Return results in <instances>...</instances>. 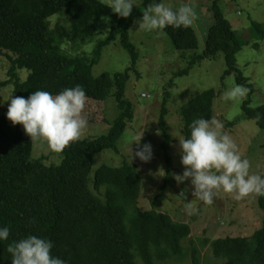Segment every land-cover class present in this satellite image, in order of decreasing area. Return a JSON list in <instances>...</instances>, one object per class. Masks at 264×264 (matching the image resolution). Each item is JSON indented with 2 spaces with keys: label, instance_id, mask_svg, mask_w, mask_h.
I'll list each match as a JSON object with an SVG mask.
<instances>
[{
  "label": "trees",
  "instance_id": "obj_1",
  "mask_svg": "<svg viewBox=\"0 0 264 264\" xmlns=\"http://www.w3.org/2000/svg\"><path fill=\"white\" fill-rule=\"evenodd\" d=\"M157 2L161 0H142L140 6L133 4L128 18L117 15L107 36L97 40L86 56L67 55L61 46L92 40L97 35L107 12L100 0H0V52L8 53L5 56L10 64L9 80L0 83V88L12 84L10 97L27 98L36 90L57 94L79 84L89 98L85 107L87 126L102 123L104 102L109 97H113L119 112L104 136L92 141L77 139L56 152L59 164L46 165L42 158H31L34 141L21 125H12L6 118L8 106L4 109L0 115V227H9L10 236L0 242V264H11L8 244L30 234L50 239L51 254L66 264H137L136 260L156 264L185 257L183 242L190 235L189 225L175 222L167 214L138 208L141 177L134 166L126 162L119 167L101 166L90 178L94 156L106 149L117 152V142L133 120V109L124 93L138 53L129 40L128 29L132 20L142 17L143 11ZM211 11L213 18L201 53H197L199 43L192 25L163 30L183 57L192 53L187 68L176 73L167 87H172L175 77L221 52L226 67L222 80L234 75L236 82L252 94V85L236 66V54L243 42L224 17L219 0L212 2ZM53 16L63 20L51 28ZM261 26L252 24L255 31ZM117 40L130 56V67L94 77L92 68L103 49ZM20 70L27 71L24 81L19 80ZM168 97L165 91L158 121L167 164L165 184L171 175L167 156L171 140L164 125ZM215 98L216 92L207 90L180 108L183 137L189 135L193 120L212 117ZM242 111L264 131V118L254 119L257 114L264 117V105L250 108L245 101ZM260 175L264 176V167ZM91 188L104 190L103 197ZM256 201L263 211L259 229L248 237H225L209 243L213 257L223 264H264V196H256ZM196 253L193 250L192 264H199Z\"/></svg>",
  "mask_w": 264,
  "mask_h": 264
},
{
  "label": "rangeland",
  "instance_id": "obj_2",
  "mask_svg": "<svg viewBox=\"0 0 264 264\" xmlns=\"http://www.w3.org/2000/svg\"><path fill=\"white\" fill-rule=\"evenodd\" d=\"M100 1L107 6V12L97 35L92 40L65 43L61 46L62 52L67 55L89 56L96 41L107 36L115 24L117 14L108 6L110 0ZM213 1L161 0L173 9L187 4L195 10L196 19L192 26L196 30L199 43L197 53H201L204 48L207 29L213 18ZM141 2L142 0H132L138 6ZM219 6L236 37L243 42L236 54V66L252 85V94L248 91L247 96L235 101L223 98L226 91L240 84L236 82L234 75L226 76L222 80L226 67L221 52L212 59H204L187 74L175 77L172 87H167L176 73L187 68L192 53L187 52L183 57L174 49L170 38L164 32L141 30L137 21L142 17L134 19L129 26L128 35L136 48L138 59L134 69L128 74L124 93V98L132 106L133 120L118 140L117 152L106 149L93 158L91 179L101 166L119 167L123 162L129 163L141 177L138 208L143 212L155 210L169 215L175 222L189 225L190 235L183 242L185 257L180 261H155L156 264H192L193 250L197 252L199 264H223L222 260L213 257L209 243L225 237H248L261 227L263 221V211L259 208L255 195L236 200L232 195L220 192L213 204L206 205L192 195L193 186L190 180L178 184L175 179V176L182 175L184 171L179 146V139L183 137L180 108L207 90L216 92L211 118L222 122L223 131L233 137L242 158L250 161V173L260 175L264 167V131L255 121L245 118L242 111L245 101L250 108L264 105V0H219ZM62 20V17L53 16L50 19L51 28ZM253 22L262 25L260 31L252 28ZM5 54L8 53L0 52V83L9 80L10 64ZM130 64L129 54L117 40L103 49L98 64L92 68V74L97 77L102 73L123 72ZM18 75L19 80L24 81L27 71L20 70ZM12 88V84L0 88V115L9 105ZM165 91L169 93V97L164 125L171 140L167 152L171 165L168 184L164 183L167 164L161 149L163 133L158 125ZM104 104L102 123L87 126L82 130L79 140L92 141L108 132L119 112L113 97H109ZM141 133L140 146H152L153 158L149 163H142L138 159L131 162L129 146L133 141H139ZM132 149L136 150L135 143L132 144ZM31 158H42L46 165H57L60 162L59 155L43 140L33 142ZM91 190L100 198L103 197L104 190ZM136 262L142 264L140 260Z\"/></svg>",
  "mask_w": 264,
  "mask_h": 264
},
{
  "label": "clouds",
  "instance_id": "obj_3",
  "mask_svg": "<svg viewBox=\"0 0 264 264\" xmlns=\"http://www.w3.org/2000/svg\"><path fill=\"white\" fill-rule=\"evenodd\" d=\"M119 17L128 18L133 9L132 0H110L108 5ZM196 19L195 10L184 4L173 9L163 2L150 4L138 20L139 29L160 31L166 27H189ZM249 89L235 85L224 93V99L235 101L247 96ZM88 96L83 86L65 88L57 94L44 90L33 91L27 98L11 96L6 118L13 126L21 125L31 141L43 140L55 152L63 151L77 140L88 125L85 107ZM264 117L257 114L259 121ZM187 137L179 139L182 175L175 176L178 184L190 180L192 195L206 205H211L218 193L230 194L236 200L253 195L264 196V176L250 173V161L242 158L233 137L223 131L222 122L212 118H197L189 126ZM133 141L129 146L131 162L138 159L149 163L153 158L151 144L140 146ZM136 144L133 151L132 144ZM10 229L0 227V242L7 241ZM53 244L48 238L27 235L7 246L11 264H66L53 256Z\"/></svg>",
  "mask_w": 264,
  "mask_h": 264
}]
</instances>
